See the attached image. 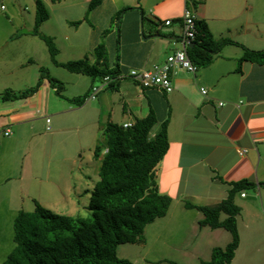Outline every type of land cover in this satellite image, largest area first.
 <instances>
[{"label":"crops","instance_id":"obj_1","mask_svg":"<svg viewBox=\"0 0 264 264\" xmlns=\"http://www.w3.org/2000/svg\"><path fill=\"white\" fill-rule=\"evenodd\" d=\"M88 1L59 0L51 6L40 30L56 40L59 62L85 56L94 62V47L108 43V67L116 68V75L121 76H115L91 101L68 100L85 98L91 85L102 78L67 73L49 54L47 58V47L38 43L32 32L34 15L20 13L14 0L5 8L8 14H0V92L35 84L39 68L48 59L47 67L56 64L58 68L49 69L50 75L64 82L65 91L59 97L44 77L32 95L0 101V136L17 130L19 136L11 139L14 149H25L28 157L45 159L56 135L61 137L69 131L82 135V139L88 135L92 141L95 132L97 139L103 140L107 122L132 123L153 111L157 118L153 134L164 120L168 122L169 147L157 165L156 179L159 190L172 198L170 206L175 201H182L184 206L183 199L219 201L226 197L228 183L253 180L257 187L244 196L237 194L246 204L235 197L241 208L236 216L239 244L229 264H264V203L256 205L257 197L264 200V63L239 61L244 47L264 48V0H100L87 12ZM185 9L205 21L216 39L232 42L224 44L209 65L197 66L194 72L173 65L170 92L142 87L128 77L129 70L150 68L181 47ZM167 19L171 20L168 25ZM39 44L43 48L40 51ZM201 87L207 90L205 94ZM220 101L223 104L219 105ZM28 133L30 144L24 140ZM70 137L64 135L66 140ZM3 145L0 143V152ZM239 148L247 151L239 154ZM30 150L34 151L31 155ZM200 219L194 228L200 237L207 238L209 250L200 254L207 260L214 247L229 242L231 234L224 228L200 225ZM150 224L153 222L145 227ZM144 230V240L132 244L147 245ZM148 253V249L144 255L142 252L143 257Z\"/></svg>","mask_w":264,"mask_h":264},{"label":"trees","instance_id":"obj_2","mask_svg":"<svg viewBox=\"0 0 264 264\" xmlns=\"http://www.w3.org/2000/svg\"><path fill=\"white\" fill-rule=\"evenodd\" d=\"M100 0H89L87 12ZM48 11L41 0H37V15L33 34L47 45L51 59L75 73H84L94 78L104 75L115 76L116 68L107 64L106 47L99 43L93 49L96 61L87 56L59 62L58 52L52 37L40 31L41 23L48 18ZM193 45L187 46L189 59L197 66L209 65L220 48L229 42L228 38L216 39L207 23L196 20ZM250 60L264 63V48L244 47L239 61ZM238 70L240 68L238 67ZM38 81L23 89L6 88L0 92V101L24 98L37 91L40 80L47 78L58 95L62 94L64 82L50 75L44 67L39 69ZM68 100L82 103V96ZM157 118L153 111L136 118L130 126L107 122L104 139L94 147L93 156L99 159V178L91 190L89 209L91 216H72L54 212L37 202L31 211L20 210L13 220V242L11 251L1 264H135L120 257L117 247L122 243L144 240L145 226L164 216L172 198L158 188L156 168L169 147L167 120L161 128L152 133ZM225 198L211 204H193L203 213L200 225L224 228L231 234V240L224 246L212 249L205 264H229L239 244L236 216L240 206L235 197L246 189L258 185L249 178L232 181ZM264 185V182L261 183ZM226 214V216H222ZM172 264H179L172 262Z\"/></svg>","mask_w":264,"mask_h":264},{"label":"rangeland","instance_id":"obj_3","mask_svg":"<svg viewBox=\"0 0 264 264\" xmlns=\"http://www.w3.org/2000/svg\"><path fill=\"white\" fill-rule=\"evenodd\" d=\"M12 1L14 0H0V4L4 3L5 8L6 6L9 8L12 6ZM58 1L41 0L48 14L51 12V6L57 5L55 3ZM15 3L20 13L27 15V17L34 15L33 31L35 16L37 15V0H15ZM0 14L7 15L8 9L2 11L0 8ZM77 23L75 22V24ZM2 28L6 29V27ZM106 33L104 34L106 35ZM35 36L38 37V43L45 44L47 47L44 40L38 35ZM102 38L105 41L104 37ZM52 42L56 47L58 46L53 37ZM102 44L104 43L102 42ZM41 45L38 47L39 51L43 49ZM109 46L108 43L107 46L105 45L106 56L111 53V47ZM48 54L49 50L47 48V58ZM55 58L57 59V54ZM50 59L48 60L50 61ZM48 60L44 62L46 65H48ZM46 65L41 67H44L47 72H49V69L53 71L58 69L55 67L56 64L54 66L49 64L50 67ZM61 69L67 73L69 71L63 67ZM88 128L89 126H86V129ZM11 131L10 136L3 134L0 136V143L4 144L0 152V264L14 245L13 220L20 210L31 211L38 202L42 206L61 214L91 216L92 210L89 209L88 205L93 185L99 178L100 165V162L94 159L93 153L94 147L102 142V140L97 139L95 132L92 133L95 135H92L93 139L91 141L88 135L82 139V135L67 131L62 133L63 136L61 137L56 135L53 147L50 146L48 150V156L46 154V158L42 159L39 156L35 158L28 157L25 149L23 151L15 150L11 139L17 138L19 133L15 129H11ZM64 135H71V137L66 140ZM30 138L29 133L25 135L24 140H26V143L30 144ZM37 138L34 137V139ZM78 140L79 142L76 143ZM33 152L30 150V155ZM6 177L9 180L5 182L4 178ZM8 186H12L13 189L10 190ZM244 192L246 194L250 193L249 189L244 190ZM236 198L239 203H247V201H241L239 196ZM247 199H250V197H247ZM257 199L256 205H263V197H257ZM183 201L184 206H182V201H175L170 206L167 214L155 219L153 224L148 225L147 228L145 227L144 236L147 240L145 247L130 242L122 243L117 247L118 256L130 258L135 264H172V262L205 264L204 261L206 260H202L204 257H201L200 254L209 250L206 249L205 245L207 238L200 237L198 228H194L197 219L200 216L203 218V213L196 207L186 206L185 203L189 201L190 203L211 204L214 201L216 202L217 199H183ZM222 216L224 217L226 214ZM221 241L223 244L226 242L224 239H221ZM146 249L149 253L143 257ZM145 257L148 259L146 260Z\"/></svg>","mask_w":264,"mask_h":264},{"label":"built area","instance_id":"obj_4","mask_svg":"<svg viewBox=\"0 0 264 264\" xmlns=\"http://www.w3.org/2000/svg\"><path fill=\"white\" fill-rule=\"evenodd\" d=\"M0 8L1 10L5 9L4 3L0 4ZM196 20V15L191 10L185 9L182 14L181 47L170 53L161 63L153 64L150 68L130 69L127 75L142 87H157L166 92H170L173 89V83L170 77V69L173 65H180L186 70L192 72L197 68V65L189 59L186 52L189 41L193 40L196 33ZM170 23V19L165 20V24L168 25ZM115 76L119 78L121 75ZM115 76L111 77V75H104L100 82L92 84L86 98H96L98 91L113 81ZM200 91L205 94L207 90L204 87H201ZM218 104L221 105L223 102L220 101ZM47 121H49V119H47ZM130 125L131 122L123 123V126ZM7 132L8 131H5V134H7ZM237 151L239 154H243L247 149L239 148ZM244 194V192L241 193L242 196H244Z\"/></svg>","mask_w":264,"mask_h":264},{"label":"water","instance_id":"obj_5","mask_svg":"<svg viewBox=\"0 0 264 264\" xmlns=\"http://www.w3.org/2000/svg\"><path fill=\"white\" fill-rule=\"evenodd\" d=\"M192 45H193V42L189 41L188 46H192Z\"/></svg>","mask_w":264,"mask_h":264}]
</instances>
